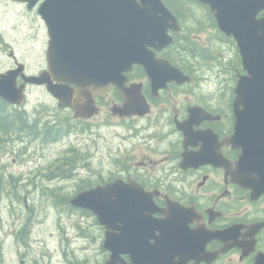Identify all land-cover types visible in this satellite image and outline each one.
<instances>
[{
    "label": "flooded vegetation",
    "instance_id": "flooded-vegetation-1",
    "mask_svg": "<svg viewBox=\"0 0 264 264\" xmlns=\"http://www.w3.org/2000/svg\"><path fill=\"white\" fill-rule=\"evenodd\" d=\"M162 2L165 5V0ZM5 4L24 8L44 25L38 14L40 3L29 9L26 3L0 0L1 7ZM192 6L196 7L193 11ZM168 10L177 19L180 30L169 32L173 38L171 45L158 52L151 50L155 59L169 62L188 76L190 82L180 85L171 82L166 87L154 89L144 68L134 64L124 73L127 81L121 88L111 85L108 90L98 93L90 87L85 88L95 111L89 118L75 117L71 108H60L49 95L59 109L73 115L74 122L85 124L101 118L100 125L114 129L111 142L119 144L116 146L118 154L110 161H107L110 155H100L95 160L92 151L95 140L90 136L80 140L82 149L69 147L65 156L48 167L46 178L51 183L59 181L66 185L74 182L63 188L69 191L67 196L59 193L62 187H58L50 191L48 198L69 203L81 192L113 183L117 188L114 193L124 201L154 206L153 220L175 219L171 225L183 253L176 261L195 264L196 260L186 253L191 252L190 247L203 245L206 254L216 256L213 260L202 259L197 264H255L257 258L264 256V143L258 136L257 170L248 174L246 159L243 161L246 143L236 148L230 142L235 127L234 88L237 73H243L241 63V71L235 70L233 84L228 87L202 86L197 81L201 70L198 60L209 65L216 59L202 43L198 32L212 30L222 40L233 42V39L218 30L209 7L195 0H188L177 14ZM262 16V13L258 15ZM4 30L0 23V52L5 53L6 45L10 48L11 45L6 41ZM191 30L196 33L189 35ZM46 36L43 65L36 72H29L27 64L16 57L12 49H7L10 66L0 74L19 69L15 86L23 85L25 93L32 88L47 92L44 85L25 80L39 77L44 72L51 77L45 57L49 42L47 31ZM193 44L197 49L199 46L206 48L208 54L200 57L197 50H188ZM68 86L75 89L73 85ZM124 108H127V116H121L125 113ZM49 125L57 136L48 145L71 134L55 120ZM113 199H117L114 194ZM98 225L104 238V228ZM158 235L159 231L153 232V236ZM154 242L150 240V244ZM121 258L129 262L127 255Z\"/></svg>",
    "mask_w": 264,
    "mask_h": 264
},
{
    "label": "water",
    "instance_id": "water-1",
    "mask_svg": "<svg viewBox=\"0 0 264 264\" xmlns=\"http://www.w3.org/2000/svg\"><path fill=\"white\" fill-rule=\"evenodd\" d=\"M16 1L26 3L29 9L40 3L38 14L49 38L45 57L51 77L44 72L25 80L44 85L59 107L71 108L77 118H89L95 112L86 87L94 93L104 92L111 85L121 88L127 81L124 73L134 64L144 68L154 89L171 82H190L169 62L155 59L151 50L158 52L171 45L169 32L180 30L162 0ZM195 1L209 7L218 30L235 42L243 73L236 75L235 127L230 142L236 148L246 143L243 161L246 159L248 174H254L258 136L264 143V16L258 17L264 12V0ZM18 72L0 75V99L13 106H21L26 100L24 86H15ZM126 110L121 116L128 115ZM236 181L239 183V178ZM115 190L112 183L69 200L71 207L90 211L104 228L102 248L109 255L103 264H183L180 259L176 261L183 253L171 225L175 219L153 220L154 206L124 201ZM154 231L160 235L153 236ZM190 251L186 254L196 260L195 264L216 256L206 254L203 245L190 247ZM122 255H127L129 262ZM255 264H264V256Z\"/></svg>",
    "mask_w": 264,
    "mask_h": 264
},
{
    "label": "rangeland",
    "instance_id": "rangeland-1",
    "mask_svg": "<svg viewBox=\"0 0 264 264\" xmlns=\"http://www.w3.org/2000/svg\"><path fill=\"white\" fill-rule=\"evenodd\" d=\"M0 23L11 45V48L6 45L5 53L0 52V71L10 66L7 49H12L27 64L29 72L38 71L47 43L44 25L33 13L9 4L0 6ZM193 33L196 31L191 30L189 35ZM214 33L198 32L202 43L216 58L209 65L198 60L201 69L198 85L228 87L233 84L231 66L239 59L238 52L234 41L222 40ZM26 94L27 101L19 112L30 120H39L40 124H52L55 120L71 134L51 145L19 136L8 137L11 140L4 143L0 153V264H70L69 260L72 264H103L108 253L102 249L103 232L95 216L72 207L67 210L68 201L48 198L50 191L58 187H62L58 192L67 196L69 191L63 188L74 181L66 185L59 181L51 183L46 170L65 156L69 147L82 149L80 140L88 136L95 140L92 147L95 160L100 155H110L107 158L110 161L118 154L119 142H111L114 129L100 125L101 118L85 124L74 122L73 115L59 109L43 90L32 88ZM120 151L123 153L124 149Z\"/></svg>",
    "mask_w": 264,
    "mask_h": 264
},
{
    "label": "trees",
    "instance_id": "trees-1",
    "mask_svg": "<svg viewBox=\"0 0 264 264\" xmlns=\"http://www.w3.org/2000/svg\"><path fill=\"white\" fill-rule=\"evenodd\" d=\"M186 2H188V0H165V5H167L168 9L171 11L173 10L177 14L176 11L183 8ZM262 15H264V13H262ZM194 46L195 44L189 45L188 50H197L200 57L208 54L207 49L201 48L200 46L197 49ZM236 60V64L231 66L234 74L235 70L241 71L240 61L238 58ZM9 108L10 106L0 99V153L4 147V143L11 140V138L8 137L19 136L20 138L23 137V139L28 137L31 139H38L43 143H49L52 139L56 138L57 133L51 132V126L48 123L41 124L42 127H37V124H40L39 120H30V118L28 119L24 115V112H19L17 109L10 110L11 108ZM46 176H48V174H46ZM65 207H67V210L71 209L69 204L65 205ZM69 263L72 264L73 261L69 260Z\"/></svg>",
    "mask_w": 264,
    "mask_h": 264
}]
</instances>
